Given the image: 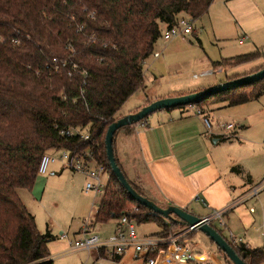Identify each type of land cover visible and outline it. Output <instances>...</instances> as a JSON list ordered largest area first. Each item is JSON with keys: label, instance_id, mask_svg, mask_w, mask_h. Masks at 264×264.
Returning a JSON list of instances; mask_svg holds the SVG:
<instances>
[{"label": "trees", "instance_id": "1", "mask_svg": "<svg viewBox=\"0 0 264 264\" xmlns=\"http://www.w3.org/2000/svg\"><path fill=\"white\" fill-rule=\"evenodd\" d=\"M214 1L0 0V264H54L48 249L54 237L38 231L19 193L33 190L41 158L63 149L91 151L110 174L96 223L119 221L133 205L140 212L133 215L138 224L155 222L162 231L185 225L165 222L130 198L112 173L105 139L123 116V106L145 89L144 65L155 52L162 26L172 27L182 16L197 21ZM260 59L264 49L214 66L227 70ZM262 96L264 80L214 95L197 107H235ZM75 128L86 129L91 139L60 135ZM233 139L238 133L222 141ZM228 242L246 264L264 262V247L252 250L243 240ZM98 254L103 257L104 251Z\"/></svg>", "mask_w": 264, "mask_h": 264}, {"label": "crops", "instance_id": "2", "mask_svg": "<svg viewBox=\"0 0 264 264\" xmlns=\"http://www.w3.org/2000/svg\"><path fill=\"white\" fill-rule=\"evenodd\" d=\"M200 19L203 21L204 26H211L217 34L223 33L226 29L232 27L238 29L236 34L238 45H236L239 49H243L248 41L256 46L255 51L259 50L258 47L264 44V0H215L209 11ZM230 23L232 26H230ZM162 28L165 30L166 26H162ZM242 38H246L243 43L240 42ZM184 39L186 38L180 40ZM176 40L174 39V41ZM166 48L167 51L174 50L175 45L171 44ZM156 56H160V53L157 52ZM263 65L264 60L260 59L249 64L229 68L228 70L232 74L229 79L253 74ZM157 80V78L152 80L151 77L145 75L146 88L139 90L131 97L133 99L136 94L140 93L136 107L129 110L125 115L123 114V116L136 114L142 108L157 100L187 94V92L180 91L166 93L164 89L158 91L156 87L148 88L150 84L156 83ZM223 107L226 106L210 107V113L206 115L212 118L213 112ZM214 130L212 134L207 132L203 118L198 116L194 110L179 109L157 112L144 123L124 131L121 139L125 159L121 164L126 168L125 171L133 180L134 185L141 188V192L148 199L162 207L175 206L182 208L199 218H206L216 211L228 209L225 215V218H227L225 230H227L228 237L232 234L237 239L242 238L243 229V233H246V239L243 240L242 244L255 250L254 248H257L256 239L250 234L257 224L255 215L259 210L262 211L264 220V199H258L261 194L251 206H247L250 201L248 204L246 203L247 205L240 204L232 208V204L242 199L243 194L254 183L250 174L246 177L242 176L245 174L241 167L236 166L233 157H229L222 151L221 141L218 139L220 134ZM233 168L239 169L241 172H233ZM51 172H54V170ZM241 176L244 180L240 178ZM197 197L201 201H196ZM20 198L29 209L28 204L32 199L28 198L25 201L21 195ZM202 200L205 203H202ZM260 228L264 230V223L260 225ZM160 233L161 231L154 235ZM146 236L148 235L144 237ZM261 237L264 240V234ZM56 239L54 237L48 244L50 254H55V256L62 257L74 252H85L84 256L88 255V262L84 264H93L101 258L110 260L106 254L105 257H100L95 250L88 252L86 250H74L68 239ZM112 240L103 241L110 242ZM188 245L196 256L200 259L203 258V260L207 259L208 263L213 264V259H210L206 252L203 253L207 249L205 247L202 249L204 245L200 244L199 249L191 245V241ZM53 257L51 256V259L55 264ZM221 257L224 258V256ZM224 261L225 264H230L226 258H224ZM113 264H145V262L142 256L130 251L116 259ZM155 264L176 263L170 257L163 256L158 258Z\"/></svg>", "mask_w": 264, "mask_h": 264}, {"label": "rangeland", "instance_id": "3", "mask_svg": "<svg viewBox=\"0 0 264 264\" xmlns=\"http://www.w3.org/2000/svg\"><path fill=\"white\" fill-rule=\"evenodd\" d=\"M202 22L201 19L192 21L193 33L184 40H180L183 38H175V40H179L174 41L173 39L174 42L169 43L161 36L156 45L154 55L144 65V74L147 77H151L152 80L158 79L156 83L152 84L154 86L150 84L148 88L156 87L158 91L164 89L166 93H173V91L187 92L184 95L187 96L219 86L230 81L229 77L232 74L228 69L214 68V63L255 51L256 46L252 45L251 41H248L243 49L238 48L236 40L238 29L236 30L232 27L226 29L223 33L217 34L211 26H204ZM230 26H232L231 23ZM164 32L165 30L162 28V35ZM171 44L175 45V49L167 51L166 47ZM258 48L264 49V44ZM157 52L160 53L158 57L156 56ZM139 94H136L133 99L131 98L123 106L122 115L136 107V102L139 101ZM199 108L202 109L201 107ZM209 110V108L205 109V114H209ZM124 117L120 115L119 119ZM211 119L213 120V130L215 129L214 131L220 134L218 139L221 141L222 151L229 157H233L236 166H240L244 171L245 175L242 176L246 177L250 174L254 185L260 183L264 178V96L259 100H254L244 105L223 107L220 110H215ZM229 123H234L237 126L230 135L238 132V139L222 141L225 131L219 128L216 129V127ZM79 131L85 133L86 129L80 128ZM123 133V131H119L116 134L114 150L123 173L133 183V180L125 171L126 168L121 164L123 159H125L121 139ZM63 153V150L49 152L48 154H51L57 160L56 163L51 164L46 175H38L32 191H20V195L24 197L25 201L28 198L32 199L28 204V210L35 216L38 231L42 234L50 232L57 239H61V236L66 235L72 246L81 238V233L86 226H89L94 235L99 236L104 241L114 239L119 222L111 220L105 224H98L95 219L104 190L100 193L94 191L87 193L86 184L89 180L82 173L73 171L65 166L62 162ZM93 167L96 168V165H93ZM52 170L54 172H51ZM242 176L240 177L241 179H243ZM109 180L110 174L109 176L105 174L103 182L107 185ZM247 183L249 184L248 181ZM33 197L35 198L34 201ZM258 199H264V192ZM258 199L256 198L246 205L251 206ZM128 212L132 215L140 214L139 209L133 205L128 207ZM255 218L257 224L251 230L250 235L256 239V247L263 248L264 240L261 235L264 234V230L260 228V225L264 223L262 211L259 210ZM224 221L226 223L227 218L224 217ZM219 225V221L213 223L216 228ZM160 231L165 237L182 234L185 236L184 240H187L189 244L191 241V245L198 249L200 244L204 245L202 249L204 247L209 249L208 251L207 249L204 250L203 253L206 252V255L213 259V264H225L224 258L226 256L220 252L216 245L212 244L209 239L200 233L195 231L188 232L185 225L167 226L165 231H162L161 226L155 222L137 224V232L141 238L145 235L157 234ZM220 231L225 238H228L225 228H221ZM243 232L244 230L242 229L243 236L239 239L245 240L246 233ZM84 254L85 252H74L62 257L55 256V254L51 256H54L55 264H84L88 262V255L84 256ZM221 256H224V258ZM226 260L228 259L226 258ZM204 261L208 262L207 259H204ZM230 264L232 263L230 262Z\"/></svg>", "mask_w": 264, "mask_h": 264}, {"label": "built area", "instance_id": "4", "mask_svg": "<svg viewBox=\"0 0 264 264\" xmlns=\"http://www.w3.org/2000/svg\"><path fill=\"white\" fill-rule=\"evenodd\" d=\"M193 33L192 20L189 17L182 16L172 27H166L165 32L162 37L165 41L170 42L175 38H186ZM242 38L240 40L243 43ZM74 70H78L77 66H73ZM84 75V74H83ZM87 77L88 74H85ZM65 99V98H64ZM189 110H194L198 116L203 118V122L207 132L212 134L213 131V121L211 118L206 116L203 109L197 106L187 107ZM144 123V122H142ZM140 123V124H142ZM236 125L234 123L221 124L218 126L219 129L225 131L222 138H230V135L235 129ZM80 128L62 130L60 135L66 138H80L84 141H89L91 139L90 135L85 132L79 131ZM230 135V136H229ZM62 162L66 167L72 169L73 171L80 172L87 180L86 192L91 191L100 193L102 190L105 191L107 185L103 182V177L105 174L109 173L107 169L98 163L94 154L91 151L86 152H74L70 150L63 149ZM57 160L52 157L51 154H46L41 158L38 174L46 175L49 171L51 164L55 163ZM96 165V168L93 167ZM264 192V178L263 180L256 184L251 185L249 189L243 194L242 199L234 202L232 208L240 205L246 204L256 198H258ZM196 201H201L199 197ZM202 203H205L202 200ZM228 210V209H227ZM227 210H219L211 214L210 216L203 218V220L210 225L214 222L219 221V228H226L224 217ZM118 228L116 230L115 238L110 242H104L99 236L94 235L89 226H86L84 231L81 233V238L75 242L73 248L74 250H86V251H104L109 257L108 259H99L93 264H113L116 259L125 255L126 253L133 251L135 254L142 256L145 264H155L157 259L163 256H169L176 264H203V258L200 259L189 247L187 240H184V235L179 234L175 236H146L141 238L137 232V220L132 214L123 216L119 221ZM188 232H194L193 227H187ZM196 232V231H195ZM61 239H67L66 235L61 236ZM230 242L234 244H241L242 239L235 238L232 234L227 238ZM154 254H159V257H152ZM204 264H210L204 261Z\"/></svg>", "mask_w": 264, "mask_h": 264}, {"label": "water", "instance_id": "5", "mask_svg": "<svg viewBox=\"0 0 264 264\" xmlns=\"http://www.w3.org/2000/svg\"><path fill=\"white\" fill-rule=\"evenodd\" d=\"M262 80H264V69L256 73L228 81L224 84H220L219 86L208 88L195 94L157 100L151 103L149 106L142 108L138 113L127 115L113 123L108 129L105 139L107 159L112 173L118 179L121 186L126 190L133 201L137 202L140 206L148 209L153 214L158 215L167 221L174 220L177 223L185 224L187 227H193L196 232L202 233L210 240V242L216 245L221 253H223L232 264L246 263L238 256L236 251L229 244L228 240L220 232H218V230L213 225H210L209 223L205 222L203 218H199L182 208L175 206L161 208L155 202L141 196L134 190L118 165L114 150V142L116 134L121 129L135 126L138 123L147 120L151 115L157 112L179 110L182 108L198 106L214 95L251 86Z\"/></svg>", "mask_w": 264, "mask_h": 264}]
</instances>
